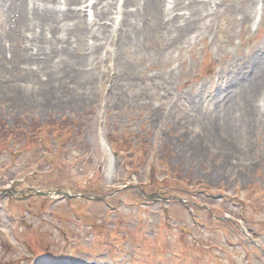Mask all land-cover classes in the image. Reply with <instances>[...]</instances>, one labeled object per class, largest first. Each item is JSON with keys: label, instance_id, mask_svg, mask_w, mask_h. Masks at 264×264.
<instances>
[{"label": "rangeland", "instance_id": "374dc122", "mask_svg": "<svg viewBox=\"0 0 264 264\" xmlns=\"http://www.w3.org/2000/svg\"><path fill=\"white\" fill-rule=\"evenodd\" d=\"M22 1L0 0V190L18 191L0 195V264H264V1L243 22L229 0H180L171 19L152 0L119 43L72 30L69 56L96 41L97 58L72 78L53 51L37 90ZM97 1L111 15L91 28L110 31L118 0Z\"/></svg>", "mask_w": 264, "mask_h": 264}, {"label": "bare ground", "instance_id": "6f19581e", "mask_svg": "<svg viewBox=\"0 0 264 264\" xmlns=\"http://www.w3.org/2000/svg\"><path fill=\"white\" fill-rule=\"evenodd\" d=\"M38 1L39 0H37V2L34 1L33 5H30L31 6L30 9L27 11V18L29 19V26L27 30L32 32L31 33L32 39L29 45L31 49L28 50L24 47L25 49L24 52L25 53L27 52V54L26 56H24V52H23L22 57L18 60V64L26 63L29 65V67L23 69V71L26 73V75L27 74L29 75L27 76V80L31 79L32 85L28 84V87H30L31 90H37L39 88L40 79L37 78V74L38 72L43 71V68H41V66L46 65L49 62V58L51 57V54L53 51H55V53H58V57H59L57 58V61H55L56 64L52 66L54 71H57V68L59 67L62 68V66L59 65V64H62V65H65L64 66L65 68L61 73H64V71H70L71 74L73 75L72 78L75 77L76 75H83V74L86 75L88 73V72H85L84 70L85 69L88 70L90 68L88 66H90L93 60L97 58L96 51H97L99 44L96 46L95 44L94 45L87 44V48L85 49V51L88 54V59L84 60L85 58H80L79 61L74 60L72 58L73 54L70 56L69 54L71 52V49L73 48L72 44L73 43L75 44L76 41L79 42V38L76 39L75 37L76 35H72V38L74 40H71L72 30L77 31V34L80 35V40L83 43H84L85 37H90L95 40H98L104 37L109 38V36H111L112 38H116L118 43L123 42V38L127 35V33L133 30L134 28H136L135 18L138 17L137 13L143 9L145 4L150 3L152 0H143L142 3L138 4L135 10H131L127 12L124 9L117 7L116 8L117 15L116 17L113 18L114 20H113V25H112L113 27H115L114 30L107 31L105 27L102 26L98 30L90 28L88 32H86V28L90 25L91 22H86L85 19L82 17V14H81L82 8L80 9V12L72 15L74 19L70 18V13L65 12L69 10L70 5L72 3L79 1V0H64L63 3L60 2L61 4L59 3V0H44L43 2H45L46 5L44 4L39 5ZM138 1L140 2L141 0H138ZM169 1L170 0H168V2ZM174 1H176V5H174L173 7H176L179 4L180 0H174ZM229 1L231 3L240 5V8H242V11L240 12L239 15L241 16L242 21L246 22L249 12L252 11L254 7L255 0H229ZM212 2L214 4V7H216L217 4L214 3V1ZM125 3H127V0H123V4ZM245 3H249L248 9L244 6ZM53 4L55 5V8L54 7L52 8ZM100 4H101V7L98 9L97 5H100ZM58 5H63L65 6V8H59ZM106 5L107 3L104 2V3L95 4V6L94 5L91 6L93 8L95 7L94 17L98 18V20H108L109 19V18H105L106 15H110V13L108 12L109 9H106L105 7ZM39 6L41 7L42 11L35 12L34 10L38 9ZM194 6L195 5L191 7H194ZM173 7L167 8L165 10L167 16H169V14H172V12L174 11ZM214 7L211 6V14L213 13ZM262 9L263 10L261 12V21L264 20V3H263ZM25 10L27 9L25 8ZM179 19L185 20L186 18H179ZM35 28L38 30L37 35L42 33L41 38L37 37L34 34L36 30ZM45 28H47L48 32H52L53 36L55 37V41L57 42H54L53 40L43 37L44 32H42V30H44ZM51 41L53 43H51ZM50 45H54V47L50 48ZM41 55L43 56L42 61H40V59L42 58ZM4 58L1 59V61H4ZM84 62H87V64L84 66L86 68L82 70L80 66H82L81 64H83ZM30 65H33V67L36 66L39 68H36L35 70H33L34 68L31 69ZM73 69L81 70L84 73H78V72L74 73ZM260 75L262 77L261 81L264 80V67L262 68ZM28 77H31V78H28ZM77 83H79V81ZM40 89H45L46 91L44 93L48 92L46 85L41 86ZM103 148L107 149V146L106 144H104V142H103ZM109 164H111V161ZM111 168L112 166H109V171Z\"/></svg>", "mask_w": 264, "mask_h": 264}, {"label": "water", "instance_id": "95a60500", "mask_svg": "<svg viewBox=\"0 0 264 264\" xmlns=\"http://www.w3.org/2000/svg\"><path fill=\"white\" fill-rule=\"evenodd\" d=\"M37 194H41V193H37ZM64 196L69 197L68 194H64Z\"/></svg>", "mask_w": 264, "mask_h": 264}]
</instances>
